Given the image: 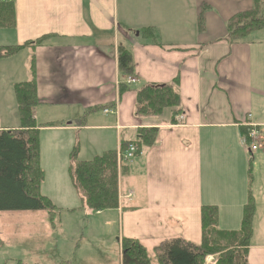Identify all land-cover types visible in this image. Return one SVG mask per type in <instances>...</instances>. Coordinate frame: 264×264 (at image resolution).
Segmentation results:
<instances>
[{
    "label": "crops",
    "instance_id": "crops-1",
    "mask_svg": "<svg viewBox=\"0 0 264 264\" xmlns=\"http://www.w3.org/2000/svg\"><path fill=\"white\" fill-rule=\"evenodd\" d=\"M252 7V0H13V24L0 28V48L44 38L0 59L23 57L21 69H34L40 194L60 211H83L68 175L74 149L78 162L107 151L120 154L138 130L156 128L152 147L118 162V207L95 212L115 222L120 253L123 239L137 241L146 253L175 239L200 245L203 206L216 207L218 230L238 232L251 202L246 264H264V27L225 41L227 22ZM148 29L156 43L142 34ZM120 47L134 63L131 90L121 95L120 85L128 82L118 71ZM175 78L179 124H170L168 111L137 117L136 91ZM250 125L258 132L253 153L242 144ZM45 138L50 143L44 151ZM101 257L76 252L71 264Z\"/></svg>",
    "mask_w": 264,
    "mask_h": 264
},
{
    "label": "trees",
    "instance_id": "trees-1",
    "mask_svg": "<svg viewBox=\"0 0 264 264\" xmlns=\"http://www.w3.org/2000/svg\"><path fill=\"white\" fill-rule=\"evenodd\" d=\"M250 11L232 17L226 24L225 41L232 44L264 27V18L259 11L264 0H252ZM12 3L0 0V28L13 24ZM156 39L151 29L142 33ZM44 38L22 46L0 48V59L17 54L28 46H39ZM156 43V40H155ZM159 45V43H158ZM118 71L125 77L134 76L132 54L124 47L117 51ZM34 74V69H31ZM130 83L120 85L119 94L131 90ZM179 80L169 84L144 85L136 91L135 112L137 117L160 116L168 111L171 125H178L182 115L179 95ZM19 127L17 130H0V212L48 211L53 214V204L40 194L44 174L40 168L39 130L34 119L38 105L34 81L15 85ZM52 126V125H48ZM156 128L138 130L134 145L137 152L154 145ZM246 135V134H245ZM249 144V143H248ZM128 145L120 147V154ZM69 177L74 189L82 197L85 207L92 212H101L118 207V161L116 151H107L90 161L78 162L76 151L70 155ZM251 202L244 209L241 229L225 233L217 228L216 207L203 206L201 209L202 241L193 245L180 239L161 243L155 249L157 264H204L208 256H218L217 264H246L247 249L251 237ZM125 264H150L145 249L135 240H122ZM21 264V263H18Z\"/></svg>",
    "mask_w": 264,
    "mask_h": 264
},
{
    "label": "rangeland",
    "instance_id": "rangeland-1",
    "mask_svg": "<svg viewBox=\"0 0 264 264\" xmlns=\"http://www.w3.org/2000/svg\"><path fill=\"white\" fill-rule=\"evenodd\" d=\"M23 59L17 56L10 62L0 61V128L19 126L15 85L35 79L31 69H21ZM91 140L95 147L99 145L98 138L92 136ZM49 143L45 138L44 151ZM82 148L86 147L82 144ZM84 210L77 214L56 208L53 214L48 211L0 212V264H17V261L58 264L61 260L71 264L76 252L82 256L89 253L102 255L100 262L89 259V264H125L123 250L119 251L115 222H108L104 213L96 215ZM147 255L150 264H157L152 250H148ZM208 257H213L212 264H217V255Z\"/></svg>",
    "mask_w": 264,
    "mask_h": 264
},
{
    "label": "built area",
    "instance_id": "built-area-1",
    "mask_svg": "<svg viewBox=\"0 0 264 264\" xmlns=\"http://www.w3.org/2000/svg\"><path fill=\"white\" fill-rule=\"evenodd\" d=\"M2 1L6 2V3H12L13 0H2ZM127 82L133 83L134 80L131 78H127ZM104 112L107 113V111H104ZM181 120H182V118L179 117L178 121H181ZM242 144H244V145H246V147H248L249 153L256 152L259 149L258 132H257L254 125H250V128L247 131L246 135L244 137H242ZM136 152H137V150H136L135 146H133V145L128 146L127 151L123 155L117 154L118 162H120V161L121 162H127V161L131 160L135 156Z\"/></svg>",
    "mask_w": 264,
    "mask_h": 264
},
{
    "label": "bare ground",
    "instance_id": "bare-ground-1",
    "mask_svg": "<svg viewBox=\"0 0 264 264\" xmlns=\"http://www.w3.org/2000/svg\"><path fill=\"white\" fill-rule=\"evenodd\" d=\"M227 43V42H226ZM243 43V42H242ZM241 44V43H240Z\"/></svg>",
    "mask_w": 264,
    "mask_h": 264
}]
</instances>
